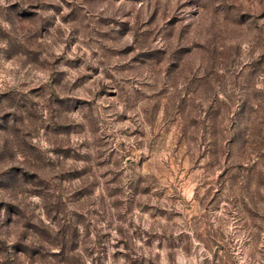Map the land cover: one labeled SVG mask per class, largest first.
<instances>
[{"label": "rangeland", "instance_id": "1", "mask_svg": "<svg viewBox=\"0 0 264 264\" xmlns=\"http://www.w3.org/2000/svg\"><path fill=\"white\" fill-rule=\"evenodd\" d=\"M0 264H264V0H0Z\"/></svg>", "mask_w": 264, "mask_h": 264}]
</instances>
